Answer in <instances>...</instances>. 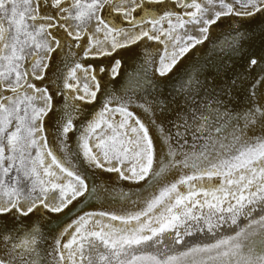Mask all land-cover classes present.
Returning a JSON list of instances; mask_svg holds the SVG:
<instances>
[{
  "label": "snow or ice",
  "instance_id": "1",
  "mask_svg": "<svg viewBox=\"0 0 264 264\" xmlns=\"http://www.w3.org/2000/svg\"><path fill=\"white\" fill-rule=\"evenodd\" d=\"M0 264H264V0H0Z\"/></svg>",
  "mask_w": 264,
  "mask_h": 264
},
{
  "label": "bare ground",
  "instance_id": "2",
  "mask_svg": "<svg viewBox=\"0 0 264 264\" xmlns=\"http://www.w3.org/2000/svg\"><path fill=\"white\" fill-rule=\"evenodd\" d=\"M129 183H130V182H122V183L119 185V187H122V188H124L125 191H127V190H128V186H129ZM133 190H135V189L133 188ZM96 206H98V205H96ZM108 206H109V205H105V207H108ZM113 206L118 207V205H113ZM86 210H91V209H86Z\"/></svg>",
  "mask_w": 264,
  "mask_h": 264
}]
</instances>
